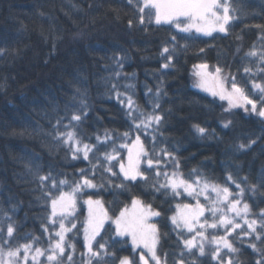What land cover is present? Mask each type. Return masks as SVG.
Segmentation results:
<instances>
[{
  "label": "trees",
  "instance_id": "obj_1",
  "mask_svg": "<svg viewBox=\"0 0 264 264\" xmlns=\"http://www.w3.org/2000/svg\"><path fill=\"white\" fill-rule=\"evenodd\" d=\"M136 2L133 0L130 5L127 0H0V227L4 230L0 242L6 238V226L11 222L17 228L11 241L13 246L39 237L35 246L47 248L49 234L42 225H47L53 234L58 230V224L53 228L49 223L51 199L45 192L51 190L53 197L59 192L51 188V180L42 187L39 175L51 173L57 183L67 180L63 191H71L73 182L80 181L82 169L91 178L96 157L90 153L92 163L84 160L82 154L74 160L66 146H57L53 140L57 119L70 115L69 105L73 111L79 108L82 99L87 105V116L77 129L79 138L83 143L97 145L100 151L96 156L101 159L104 151L111 152L115 147L125 162L128 148L120 145L130 146L136 135L154 154L155 135L156 153L161 149L170 151L179 160V171L185 178L197 169L210 184L228 186L233 193L238 190L227 180L229 173L237 179L248 177V184L259 185L264 179V118L250 111L228 110L227 103L192 86L194 66L206 63L234 75L250 97L258 99L243 67L250 66L255 71L258 61L246 58L245 53L253 48L264 51V0H232L236 10L229 32L212 36L183 33L170 24L156 25L154 20L149 23L147 18L141 25ZM165 46L170 50L176 48L167 69L162 67L168 63L165 57L169 54L163 53ZM257 82L264 80L257 77ZM157 89L161 105L157 112L164 120L158 132L150 130L145 135L134 129L127 114V99L131 97L138 111L151 112ZM196 125L207 129V134L201 136ZM60 130L65 131L63 127ZM105 131L112 134V140L100 146L96 136L103 138ZM124 132L130 133L128 139L123 138ZM241 143L249 146L240 149ZM112 163L117 176L97 168L94 180L100 184L104 182L101 177H110L112 184L77 194L74 218H69L77 227L68 234L69 241L76 245L75 264H81V253L86 252L84 201L89 196L102 200L112 217L119 215L133 196L159 211L161 215L155 219L160 230L158 255L162 260L166 257L168 264H175L184 248L182 237L190 238L193 234L185 231L178 235L170 218L177 205L195 204V199L182 189L179 195L170 189L155 191L151 186L156 169H147V165L142 167L149 177L147 184L124 181L130 191H122L114 187L123 177L119 175L118 163ZM160 170L171 173V162ZM159 179L164 183L163 176ZM244 199L251 206L250 218H255L264 209V187L255 194L246 191ZM217 234L222 235L223 230ZM230 239L239 249L231 254L235 264H255L260 258L249 247V242L259 245V241L244 237L241 242L235 233ZM97 240L107 241L109 251L115 253V260L108 258L109 264H118L119 258L125 256L134 264H142L140 253L128 239L115 235L113 225L106 224ZM212 247L206 248L203 257L198 252L196 257L185 252L186 264L193 259L196 264H217L211 259ZM39 264L49 262L41 257Z\"/></svg>",
  "mask_w": 264,
  "mask_h": 264
},
{
  "label": "snow or ice",
  "instance_id": "obj_2",
  "mask_svg": "<svg viewBox=\"0 0 264 264\" xmlns=\"http://www.w3.org/2000/svg\"><path fill=\"white\" fill-rule=\"evenodd\" d=\"M127 2L131 5L133 0H127ZM136 6L140 13L139 23L141 25L145 24L147 18L149 23L154 20L156 25L174 24L180 32L190 33L195 30L196 33H202L204 36H212L213 32L228 33L229 24L234 19L232 13L236 10L233 7L232 0H137ZM129 26H132L131 20H129ZM171 39L174 41L176 37L172 36ZM175 51V46L171 50L167 46L163 48V53L169 54L165 57L168 63L162 66L164 69L170 67L172 53H175ZM200 51L203 52L204 49H200ZM245 57L256 58L258 61L255 71L250 66L243 67V73L250 80L251 89L258 95V99H252L245 86H241L234 75L224 76L223 69L220 66H216L215 70L210 72L206 63L195 66L200 70L196 72L198 82L195 86L209 92L214 97L219 96L221 100H227L229 103L228 110L233 107H243L247 112L249 111L247 105H250L252 113L264 118V83L257 82V77L264 80V67L261 66L264 65V51L258 52L253 48L245 53ZM226 80L231 84L230 91L225 88ZM149 92H151V89H149ZM159 98L160 90L157 89L156 96L153 98L152 111L140 112L134 106L131 97H128L127 114L137 132L148 135L150 130L152 133L159 131L164 120V117L157 112V109L161 107L158 102ZM73 100H75V97H73ZM86 107L87 105L83 99L80 101V107L74 111L72 106L69 105L70 115L58 118L53 126L55 132L53 140L57 142V146H66L74 160L82 154L84 160L92 163L90 160V153H92L96 157V162L92 164L91 178L82 169L80 181L73 182L71 191H63L62 186L68 183L67 180H60L57 183L55 179H52L51 173L39 175L38 179L42 187L45 182L51 180V188L59 192V195L55 197H53L51 190L45 192V196L51 199L49 223L53 228L58 224V230L53 234L49 232L47 225H42L44 232L49 234L47 248L35 246L39 242V237H30V242L13 246L11 241L17 228L14 222L8 223L6 238L0 242V264H29L30 259L32 264H39V257H46L49 264H75L76 245L69 241L68 234L72 233L73 229L77 227L76 223L69 219L70 217L74 218L77 194L85 189L104 188L106 183L112 184L110 177H101L104 182L100 184L95 183L94 180L97 168H103L104 172L110 173L111 176H117L118 173L113 171V161L118 163L119 175L123 177L122 182L115 184L114 187L122 191H130L128 184L124 181H142L147 184L149 177L145 174V170L141 169V164L146 163L147 169H156L155 183L151 186L155 191L170 189L174 195H179V190L183 189L188 196L195 199L196 203L194 205H177L178 209L182 207L183 210L170 218L174 229L178 230V235L182 236L185 231L193 234L190 238L182 237L184 248L180 253V259L176 260L175 264H186L185 252L193 257H196L197 252L200 257L205 256V242L213 246L211 259L217 261V264H235L231 254L237 253L239 249L235 246L234 241L230 239L234 233L241 242H243L244 237L260 242L259 245L255 242H249V247L260 256L255 264H264V209H261L260 213L255 215V218H250L253 216L251 206L244 199L246 191L255 194L259 188L264 187V179L260 181L259 185L248 184V177L237 179L236 176L229 173L227 180L234 184L238 190L233 193L228 186L216 183L210 184L207 179L201 177L197 169H193L189 173V178H185L184 174L179 171V160L170 151L161 149L159 153H156L155 135H152L154 154L149 153L140 135H136L133 143L135 151H133V148H129L126 143L120 145L121 148H128L127 163L119 157V152L115 147L112 148L111 152L104 151L101 159L100 156H96V153L100 151L97 145L83 143L79 138L77 129L83 118L87 116V112L84 111ZM65 119L68 120L67 124L64 123ZM230 123V121L226 122L224 127H229ZM61 127L65 131H61ZM195 127L201 136L207 134V129L204 127L199 125ZM122 135L124 139H128L130 133L124 132ZM96 140L98 145L103 146L109 140H112V134L105 131L103 138L97 135ZM251 143H255V141ZM248 146L241 143L239 148L244 149ZM169 161L173 168L171 173L161 171V166L163 165L166 168ZM37 172H39V166H37ZM161 176L164 177V183L160 182L159 178ZM242 184L245 186H242ZM210 192L215 194L214 198L209 195ZM201 196L208 202L207 204L201 203ZM84 203L88 205V218L83 224L86 252L81 253V256L84 257L81 264H109L108 258L111 257L115 260V253L109 251L107 241L100 242L97 240L104 228L105 220L110 219L108 213L104 209L103 203L100 200H93L91 196ZM205 213L209 215L206 216ZM160 215L159 211L152 210L151 205L145 206L138 196H133L131 210L125 206L113 221L116 236H130L134 248L142 246L147 250L146 253L141 252L139 255L142 264H149L146 256H150L154 264H168L166 257L162 260L157 254L160 230L156 223L150 222L151 217H159ZM5 217L11 221V217L7 213H5ZM208 229L217 231L208 233ZM221 229L223 234H217ZM237 230L240 231L237 232ZM3 231V227H0V234H3ZM193 250H196V252ZM222 250L227 251L222 255ZM118 264H134V262L125 256L119 258ZM191 264H196V260L193 259Z\"/></svg>",
  "mask_w": 264,
  "mask_h": 264
},
{
  "label": "rangeland",
  "instance_id": "obj_3",
  "mask_svg": "<svg viewBox=\"0 0 264 264\" xmlns=\"http://www.w3.org/2000/svg\"><path fill=\"white\" fill-rule=\"evenodd\" d=\"M163 25H165V24H163ZM170 25H173L174 28L177 29V28L175 27L174 24H170ZM177 30H178V29H177ZM178 31H179V30H178ZM192 32H193V33H196L195 30H192ZM196 34L203 35L202 33H196ZM213 34H225V33L213 32L212 35H213ZM203 36H204V35H203ZM198 65H199V64H198ZM208 66H209V67H208V71L213 72V71L215 70V66H212V65H209V64H208ZM197 71H200V70L197 69V68L194 66L193 71H192V81H193L192 86H193V88L196 89L197 91L203 93L204 95L214 97V96H212L209 92H206V91L202 90L201 88L195 86V85L197 84V82H198V78H197V76H196V72H197ZM223 75H224V76H228V74H227L226 72H224V71H223ZM225 88H226L227 90H229V91L231 90V84H230V82H229L228 80L225 81ZM214 98H217V99L221 100V99L219 98V96H215ZM221 101H224L225 103H227V105H228V107H229V103H228L227 100H221ZM247 107L249 108V111H250L251 106H250V105H247ZM258 107H259V105H258ZM233 108L244 110L243 107H233ZM244 111H245V110H244ZM250 112H251V111H250ZM141 140H142V139H141ZM134 141H135V139L133 140V142H132V144L129 146V148H133V143H134ZM133 151H135V148H133ZM127 156H128V154H127ZM125 163H127V159H126ZM144 165H146V163H142V164H141V169H142V167H143ZM95 189H96V188H95ZM90 190H94V189H90ZM182 190H183V189H182ZM184 193L187 195L186 192H184ZM209 195L212 196L213 198L215 197V194H214V193H211V192H210ZM187 196H188V195H187ZM192 198H193V197H192ZM92 199H93V200H100V199H94V198H92ZM86 200H87V199H86ZM86 200H85V201H86ZM100 201L102 202V200H100ZM200 201H201V203H204V202H205L203 196L200 197ZM202 201H203V202H202ZM206 202H207V201H206ZM102 203H103V202H102ZM195 203H196V202H195ZM207 203H208V202H207ZM204 204H205V203H204ZM144 205L147 206L146 204H144ZM193 205H194V204H193ZM85 206H86V209H87V218H88V205L85 204ZM181 206H182V205H181ZM103 207H104V209L107 211V209H106V207L104 206V204H103ZM127 207L129 208V210H131V203H130ZM152 210H154V209H152ZM182 210H183L182 207H181L180 209L176 208L174 215L178 214V212H179V211H182ZM154 211H155V210H154ZM107 213H108V211H107ZM205 214H206V213H205ZM118 216H119V215H117L116 217H118ZM108 217H109L110 219L105 220L104 226H105L106 224H111V225H113V226L115 227V224H114L113 221L115 220L116 217H112V216H110L109 213H108ZM156 218H157V217H151V218H150V222H152V223H156V222H155V219H156ZM86 220H87V219H86ZM173 227H174V226H173ZM102 230H103V229H102ZM102 230H101V231H102ZM121 238H126V239H128L129 242H130V245L132 246V248H133L136 252H139V253H141V252H145V253H146V252H147V250L144 249L142 246L139 247V248H134L133 245H132V240H131V237H130V236H124V237H121ZM198 240H199V238H198ZM158 245H159V243H158ZM158 245H157V254H158ZM208 246H212V245H209V244H207V242H205V247L207 248ZM40 258H41V257L38 258V262H40ZM146 258L149 260V264L154 263V261H151L150 256H146ZM29 264H32L31 259L29 260Z\"/></svg>",
  "mask_w": 264,
  "mask_h": 264
}]
</instances>
